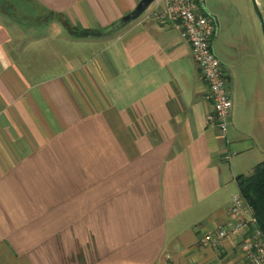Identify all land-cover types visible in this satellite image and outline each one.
Returning <instances> with one entry per match:
<instances>
[{
	"label": "crops",
	"instance_id": "crops-1",
	"mask_svg": "<svg viewBox=\"0 0 264 264\" xmlns=\"http://www.w3.org/2000/svg\"><path fill=\"white\" fill-rule=\"evenodd\" d=\"M17 1L22 21L0 3V264L239 263V237L201 240L233 223L236 178L264 161L242 46L213 40L233 98L225 139L179 30L152 6L121 25L143 0ZM66 22L118 27L76 37Z\"/></svg>",
	"mask_w": 264,
	"mask_h": 264
},
{
	"label": "built area",
	"instance_id": "built-area-1",
	"mask_svg": "<svg viewBox=\"0 0 264 264\" xmlns=\"http://www.w3.org/2000/svg\"><path fill=\"white\" fill-rule=\"evenodd\" d=\"M201 0H155L149 18L161 25H173L191 47L193 61L209 88L208 99L213 110L208 123L214 124L222 138H227L233 113V98L229 80L221 59L213 49L216 35L214 19L206 14ZM234 153L227 152L230 161ZM233 223L210 232L201 240L204 247H217L222 242L239 237L243 259L237 264H264V237L257 226L254 212L241 193L229 207Z\"/></svg>",
	"mask_w": 264,
	"mask_h": 264
},
{
	"label": "rangeland",
	"instance_id": "rangeland-1",
	"mask_svg": "<svg viewBox=\"0 0 264 264\" xmlns=\"http://www.w3.org/2000/svg\"><path fill=\"white\" fill-rule=\"evenodd\" d=\"M3 1L4 0H1L0 3L1 5L5 6ZM204 1L205 7L217 17L219 22V28H216V33L219 32L220 34L219 40L216 41L217 44L222 46V43L226 38L235 46L231 48V52L233 54L237 55L238 52H240V47L242 46V51L248 56L249 64H251L252 78L256 82V88H258V90L261 92L262 103L264 107V29L259 17L255 12L253 1ZM256 1L264 19V0ZM11 3L12 5H15V7L14 9H8V12L13 18L22 21L21 16L18 13H15V9L16 11H19L21 8L24 9V4H19L17 0H13ZM200 5H203L202 0L200 1ZM30 7V5L29 7L27 6V8ZM2 16L8 20V17L4 15ZM252 173L253 170L245 173V176L251 175Z\"/></svg>",
	"mask_w": 264,
	"mask_h": 264
},
{
	"label": "trees",
	"instance_id": "trees-1",
	"mask_svg": "<svg viewBox=\"0 0 264 264\" xmlns=\"http://www.w3.org/2000/svg\"><path fill=\"white\" fill-rule=\"evenodd\" d=\"M66 28L76 37H102L111 35L117 29L113 26L100 31H80L66 22ZM239 192L250 205L257 221V226L264 237V161L259 163L250 176L239 175L236 178Z\"/></svg>",
	"mask_w": 264,
	"mask_h": 264
},
{
	"label": "water",
	"instance_id": "water-1",
	"mask_svg": "<svg viewBox=\"0 0 264 264\" xmlns=\"http://www.w3.org/2000/svg\"><path fill=\"white\" fill-rule=\"evenodd\" d=\"M252 1H253V4H254L255 12H256L257 16L259 17V20H260V22H261V24L263 26V29H264V19H263V16H262V12L259 9L257 1L256 0H252ZM154 2H155V0H143L138 5V7L129 16L125 17L121 21V25L129 24V23H132V22L138 20L153 5ZM202 4H203L202 8L204 10H206L205 1L204 0H202ZM206 12H207V10H206ZM209 16H211L214 19L216 28H219L217 18L215 16H213L212 14H209Z\"/></svg>",
	"mask_w": 264,
	"mask_h": 264
}]
</instances>
